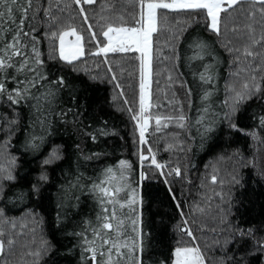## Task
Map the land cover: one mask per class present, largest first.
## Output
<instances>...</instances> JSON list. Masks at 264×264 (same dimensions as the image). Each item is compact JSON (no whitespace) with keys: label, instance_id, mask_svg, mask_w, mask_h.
<instances>
[{"label":"trees","instance_id":"1","mask_svg":"<svg viewBox=\"0 0 264 264\" xmlns=\"http://www.w3.org/2000/svg\"><path fill=\"white\" fill-rule=\"evenodd\" d=\"M49 2L53 4V13L60 16L62 25L72 24L84 36L85 55L81 61L77 62L78 70L74 72L65 65L47 60L49 41L44 32L49 22L44 17L43 11L36 20L31 22L35 29L33 34L39 41V48L44 54L48 68L52 71L59 70V74L77 89V103L80 105L81 115L78 118L79 123H72L75 118L71 114L66 117L68 121L66 124L53 122L51 140L64 146L65 158L50 166L42 167L41 161L50 151L51 146L46 145L45 150L39 153L30 152L21 155L26 129L21 127L16 132L12 140L15 147L11 149V152L20 157L18 161L20 167L16 170L15 185L10 186L5 193L6 198L11 196L14 201L8 205L10 211L8 209L6 211L16 223L23 218L27 220L28 217L25 214L31 209H35L43 219L39 224H33L28 219L30 221L27 223L28 228H22L20 223L13 233L6 229L7 225H4L7 236L14 239L15 243L10 249L7 245L5 246V253L0 256V264H34V258L30 257L28 252L38 247L42 238L50 242L52 251L41 264H88L81 259L78 238L68 233L83 230L79 223H73V221L79 222L87 218L90 212V202L84 200L79 213L71 220L57 219L58 212L63 216V209L57 207L60 185L63 183L65 174L76 170L77 163L81 165L80 170L86 175L95 177L101 168L115 167L118 166L120 160H128L133 165L130 174L131 183L135 187L138 185L137 124L131 118L127 108L131 107L133 111H138L139 54L134 52L109 53L107 57L92 55L91 53L97 51L98 45L91 38L87 27L89 23L92 24L91 31L97 33L96 40H100L99 46H102L100 16L103 15L114 22H119V18L123 16L126 23L132 25L138 10L130 5L129 0H96L93 6L87 8L89 19L84 21L76 6L72 4V0H60L63 5L69 6L60 13H57L55 9L57 0H34V4L40 3L44 8H47ZM248 10L249 4L245 2L243 5H237L235 10H229V14H222L224 35L221 41H217L210 32L205 31L203 15L189 17L184 13H165L162 10L159 30L153 35L150 102L152 105L150 112L153 116H176L183 106L184 113L191 118L189 121L191 125L197 115V108L200 106V96L205 89L209 88L208 85H201L198 79L193 80L192 72L202 70L199 67L189 68L183 60L179 67L174 65L171 52V45L175 42L172 39L173 34L182 33L178 44L181 53L185 50L186 42L193 36L208 40L213 46L214 55L219 60L216 65L218 79L215 82L214 107L225 99L224 85L229 80L230 71L235 70V65L233 56H230L221 45L229 39L235 47L242 49L247 45V26L253 23ZM165 14L167 15L166 20L163 19ZM255 23L258 37L261 32L260 25L264 23L261 22L259 14ZM232 28H236L237 31L233 33ZM256 50L264 54V48ZM257 59L259 61L260 58ZM249 62L242 60V64ZM170 74L171 80L168 79ZM113 75L115 80L112 79ZM93 76L97 79L90 78ZM188 88L192 89L190 97L187 94ZM125 100L127 104L124 103ZM189 101H191V110H189ZM7 111L5 105H0V112ZM253 114L256 116L264 114V108L259 100L250 101L234 118L238 128L243 131L229 128L227 121L220 123L212 139L203 149L199 146L200 138L195 128L189 127L185 131L180 129L175 121L162 120L160 131H156L155 120L151 121L147 140L156 155V160L170 168L179 167L181 174L177 176L173 173L164 178L156 167L151 165L144 166L142 170L147 177L140 185V193L144 201L143 217L145 230L151 234L145 239L144 264H157L161 260L169 261L170 264L177 240L181 238L182 242L188 246L199 244L209 264H215L219 260L222 253L218 251L215 239L220 237L222 241L225 236L221 234V229L211 231L215 223L219 224L216 219L213 224L207 222L208 214L214 217L217 201L212 199L209 205L207 200L202 198V196L212 197L213 188L217 192L221 190L219 185L210 184L209 177L213 174V166L219 169V176L225 181L226 195H228L229 187L227 180L234 171L239 172L243 187L236 185L231 188L233 208L230 220L233 226L241 229H254L257 239L264 236V232L260 231L264 228V133H260V138L256 140L246 135L259 128L258 120L253 118ZM21 123L23 125L25 121L22 119ZM165 123L167 127L164 126ZM98 129H103L108 134L100 135ZM87 133L96 135V140L93 141ZM3 139L4 133L0 131V144L3 143ZM76 145H79V150ZM93 153H99L100 159L83 160L84 156H90ZM219 157H224V159L220 160ZM240 157L243 159L241 160ZM42 171L48 175V182L42 185V190L48 193L50 199L39 207L34 198L26 197L20 200L19 194L27 193ZM177 201L180 203L179 208L176 206ZM195 203H200L207 212L193 213L192 206ZM0 206H3V201H0ZM123 211L127 212V209ZM181 211L189 221L188 224L196 237L195 240L180 231L181 228L186 227L183 224ZM32 227H36L35 233L31 231ZM229 247L231 248V245ZM251 247L252 241L245 240L234 251L245 256L248 264H264V256L246 255Z\"/></svg>","mask_w":264,"mask_h":264},{"label":"snow or ice","instance_id":"2","mask_svg":"<svg viewBox=\"0 0 264 264\" xmlns=\"http://www.w3.org/2000/svg\"><path fill=\"white\" fill-rule=\"evenodd\" d=\"M245 2L249 4L248 15L253 21L247 26V45L242 49L235 47L231 39L221 45L230 56H233L235 65V70L230 71L229 80L224 85L225 99L214 107L213 96L215 82L218 79L216 65L219 60L214 55L213 46L208 40L193 36L186 42L185 50L181 53L178 44L182 33L173 34L172 39L175 42L171 45V52L174 65L179 67L183 60L189 68L199 67L202 70L192 72L193 80L198 79L201 85H208L209 88L205 89L200 96V106L191 125H189L191 118L184 113L183 106L176 116H153L150 112L153 34L159 30L162 10L165 13H184L189 17L203 15L205 31L210 32L217 41H221L224 35L222 14H229V10H235L237 5H243ZM95 3L96 0H72V4L76 6L84 21L89 19L87 8ZM129 3L138 10L132 25H128L123 16L119 18V22L100 16L102 46H99L101 41L96 40L97 33L91 31L92 24L89 23L87 27L91 38L98 45L97 51L91 53L92 55L103 54L107 57L108 53L139 54L138 111H133L131 107L127 108L131 118L136 121L139 144L147 143L146 133L153 119L156 131H160L162 120L175 121L177 126L185 131L189 127L195 128L200 138L201 149L205 148L208 141L212 139L220 123L227 121L229 128L243 131L235 123L234 118L237 113L250 101L255 100H259L264 108V54L256 50L264 48V23L260 25L261 32L258 37L255 23L258 14L261 22H264V0H129ZM67 7L69 6L63 5L60 0H57L55 4L57 13L63 12ZM41 11L49 22L44 32L49 41L47 60L65 65L75 72L78 70L77 62L81 61L85 55L84 36L74 25H62L60 16L53 13L51 2L48 3L47 8H44L40 3L34 4V0H0V105H5L8 110L0 112V131L4 133L3 143L0 144V160L3 161L0 162V201H3V206H0V256L4 255L6 245L10 249L15 243L14 239L7 236L4 225L10 224L13 230L17 226L16 221L9 217L6 211L8 205L14 201L11 196L7 198L5 196L9 187L15 185L16 170L20 167L18 163L20 157L11 152V149L15 147L12 140L16 132L21 127L26 129L21 155L30 152L39 153L45 150L46 145H50V151L41 161L42 167L50 166L65 158L64 146L51 140L53 122L66 124L68 123L66 117L71 114L75 118L72 123L75 124L79 123L78 118L81 115L80 105L77 103V89L59 74V70L52 71L48 68L44 54L39 48V41L33 34L35 29L31 22L37 19ZM163 19H167L166 14ZM231 31L235 33L237 29L232 28ZM70 37L74 39H69ZM242 60L250 62L242 64ZM90 78L97 79L95 76ZM112 79L115 80L114 75ZM168 79H172L171 74ZM187 94L191 96V88L187 89ZM124 103L127 104V100ZM189 110H191V101H189ZM253 118L258 120L259 128L246 135L256 140L260 138V133H264V114L259 116L253 114ZM22 119L25 121L23 125ZM164 126L167 127V123ZM97 131L100 135L108 134L103 129ZM87 135L93 141L96 140V135L92 133ZM76 147L79 150V145ZM148 152L151 153V164L155 165L156 169H163L165 165L157 162L151 147L148 148ZM138 155L139 162L143 166L144 161L149 157L145 156L143 151H140ZM99 159V153L83 157L84 161ZM219 159L223 160L224 157ZM240 159L243 158L240 157ZM80 168L81 165L77 163L76 170L64 176L58 192L57 204L58 208L63 209V216L58 212L57 219L71 220L79 213L84 200L90 202L87 218L79 222L73 221V223H79L83 230L68 233L78 238L82 261L88 264H144L145 239L151 234L145 230L144 201L138 190L139 184L134 188L129 182L133 169L132 163L128 160H120L118 166L101 168L95 177L86 175ZM212 173L209 177L210 184L219 185L221 190L217 192L213 188V196L205 199L209 205L212 199L217 201L214 219L222 226L221 234L225 236L222 241L218 239L215 242L218 251L222 253L215 264H248L245 256L234 251L245 240L252 241V247L248 249L246 255L264 256V236L257 239L254 229L234 227L230 220L233 208L231 188L236 185L243 187L239 172L234 171L227 180L228 195L224 192L225 181L219 176V169L213 166ZM175 174L177 176L181 174L179 167L175 169ZM146 178L145 173L141 171L140 182ZM47 182L48 175L42 171L37 181L31 184L28 192L20 193L18 198L20 200L26 197L34 198L37 206H42L46 200L50 199L48 193L42 190V185ZM173 198L175 199V196ZM176 206L180 207L178 201ZM125 209L127 212L123 211ZM192 211L204 214L206 208L200 203H195ZM25 215L33 224H39L43 219L35 209H31ZM181 216L183 224L188 225L189 221L184 217L183 211ZM21 227L28 228L29 225L25 223ZM31 231L35 233L36 227H32ZM180 231L193 240L196 239L189 227L181 228ZM211 231L215 232L216 228L213 227ZM260 231L264 232V228ZM51 251L50 242L42 238L39 246L29 251L28 255L34 258V264H41ZM157 264H169V261L161 260ZM170 264H209V261L199 244L188 246L182 242L181 238L177 240Z\"/></svg>","mask_w":264,"mask_h":264},{"label":"rangeland","instance_id":"3","mask_svg":"<svg viewBox=\"0 0 264 264\" xmlns=\"http://www.w3.org/2000/svg\"><path fill=\"white\" fill-rule=\"evenodd\" d=\"M154 35V34H153ZM69 39H74V37H70ZM109 54V53H108ZM102 56H104L103 54H101ZM151 86H152V83H151ZM150 92H151V87H150ZM150 102H151V100H150ZM150 125H151V122H150ZM150 127V126H149ZM149 132V131H148ZM137 141H138V154H139V152L140 151H143V153H144V155L145 156H148L149 157V159L148 160H145L144 161V163H143V166H141V164H140V162H139V172H138V177H137V184H139V191H140V185H141V182H140V180H139V176H140V172L143 170V168H144V166H149V165H151V166H154L155 167V165H152L151 164V153H149L148 152V148L149 147H151L150 146V144L148 143V140H147V133H146V141H147V143L145 144V145H140L139 144V130H138V127H137ZM152 149V148H151ZM153 153H154V151H152ZM139 156V155H138ZM0 162H3L2 160H0ZM158 162V161H157ZM159 163V162H158ZM236 164H238L237 162H236ZM163 165H165V164H163ZM175 169L176 168H170V167H168L167 165H165V167L163 168V169H157L158 171H159V173H163L162 175H163V177L164 178H167L166 176L167 175H172L173 173H175ZM130 183H131V179H130V181H129ZM131 185H132V183H131ZM132 187H134L135 188V186L134 185H132ZM121 195H123V194H121ZM202 198H206V197H204V196H202ZM210 208H211V206H210ZM212 209V208H211ZM207 212V211H206ZM205 212V213H206ZM29 219V218H28ZM26 220V219H21V221L20 222H18V223H16V225L18 226V225H20V223H21V225L22 224H25V223H29L30 221L29 220ZM214 217H213V215H207V222H210V223H214ZM209 225V224H208ZM6 226V225H5ZM186 227H189L190 228V226H189V224L188 225H185ZM209 226H211V225H209ZM221 225L220 224H217V223H215V225H214V227H217L216 229H218V230H220L221 229V227H220ZM7 228L6 229H8V230H10L12 233H13V229H12V227H11V225L9 224H7V226H6ZM191 229V228H190ZM191 231H192V229H191ZM218 239L220 240L221 238L220 237H218ZM218 239H215V241H217ZM17 246V245H16ZM16 257V256H15ZM31 257V256H30ZM17 258V257H16Z\"/></svg>","mask_w":264,"mask_h":264}]
</instances>
